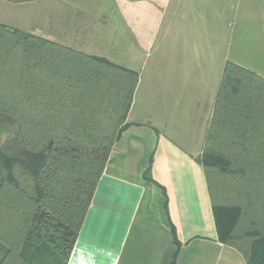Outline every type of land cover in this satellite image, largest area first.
Instances as JSON below:
<instances>
[{
	"label": "trees",
	"instance_id": "trees-1",
	"mask_svg": "<svg viewBox=\"0 0 264 264\" xmlns=\"http://www.w3.org/2000/svg\"><path fill=\"white\" fill-rule=\"evenodd\" d=\"M138 82L123 65L0 23V113L14 120L0 139V264H68ZM198 161L220 241L264 264L263 77L226 63ZM244 172L253 209L220 204ZM252 213L259 232L244 226Z\"/></svg>",
	"mask_w": 264,
	"mask_h": 264
},
{
	"label": "crops",
	"instance_id": "crops-1",
	"mask_svg": "<svg viewBox=\"0 0 264 264\" xmlns=\"http://www.w3.org/2000/svg\"><path fill=\"white\" fill-rule=\"evenodd\" d=\"M39 1L48 17L37 27H54L49 39L86 54L110 60L106 29L123 27L131 52L120 63L110 61L139 73L129 127L109 156L68 264H247L240 251L219 239L198 161L225 65L238 64L226 60L221 70L222 41L215 35L223 3L237 0L14 5Z\"/></svg>",
	"mask_w": 264,
	"mask_h": 264
},
{
	"label": "rangeland",
	"instance_id": "rangeland-1",
	"mask_svg": "<svg viewBox=\"0 0 264 264\" xmlns=\"http://www.w3.org/2000/svg\"><path fill=\"white\" fill-rule=\"evenodd\" d=\"M236 3L228 6L223 3L220 27H216L215 35H219L222 41L221 70L224 68L225 61L231 60L264 76V0H237ZM45 10L40 1L35 4L12 5L6 0H0V23L11 29L48 38L54 36V27H37L40 19L48 17L43 14ZM207 26L209 27V25ZM211 31L214 33L213 29ZM103 40L107 45L111 44L113 47L112 53L108 57L110 60L120 63L123 60V55L126 56L131 52V39L123 27H107ZM0 115H3L0 118V139L5 142L13 128L14 120L7 114L0 113ZM126 123H128L127 120ZM249 179V174L244 172L241 189L231 193L227 200L222 197L219 203L226 205L240 203L243 207L247 203L249 208L253 209L256 190L251 187ZM258 219V214L252 213L243 220L244 226H250L251 229L259 232ZM263 225L264 223L262 227H264Z\"/></svg>",
	"mask_w": 264,
	"mask_h": 264
},
{
	"label": "water",
	"instance_id": "water-1",
	"mask_svg": "<svg viewBox=\"0 0 264 264\" xmlns=\"http://www.w3.org/2000/svg\"><path fill=\"white\" fill-rule=\"evenodd\" d=\"M3 117V115H0V118H2Z\"/></svg>",
	"mask_w": 264,
	"mask_h": 264
}]
</instances>
